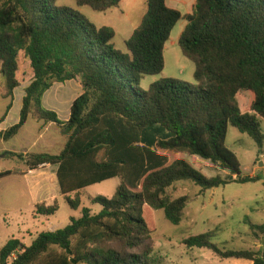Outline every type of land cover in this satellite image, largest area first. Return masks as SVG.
<instances>
[{
  "label": "trees",
  "instance_id": "1",
  "mask_svg": "<svg viewBox=\"0 0 264 264\" xmlns=\"http://www.w3.org/2000/svg\"><path fill=\"white\" fill-rule=\"evenodd\" d=\"M59 0H0V76L12 108L22 85L24 66L32 74L17 124L0 139L15 138L33 116L55 124L66 138L63 150L49 153H1L21 159L29 171L58 165L61 194L72 210L82 207V191L119 179L112 198L98 196L99 213L82 208L79 218L55 232L38 235L31 246L10 240L0 250V264H164L155 256L154 211L180 225L188 198H172L169 189L189 181L203 190L229 182L209 178L188 157L220 164L236 182L260 181L241 176V162L227 146L229 126L264 148V0H197L191 15L171 9L167 0H148L140 26L126 42L114 44L111 27H97L79 10ZM97 12L118 8L122 0H76ZM186 20L179 46L195 64V84L163 78L145 90L147 76L163 73L165 46L177 24ZM77 81L83 93L62 121L43 106L56 83ZM0 171V180L22 174ZM59 205L41 204L36 213L54 216ZM260 250H229L211 234L184 240L188 248L208 249L221 261L264 264V224L250 223Z\"/></svg>",
  "mask_w": 264,
  "mask_h": 264
},
{
  "label": "rangeland",
  "instance_id": "2",
  "mask_svg": "<svg viewBox=\"0 0 264 264\" xmlns=\"http://www.w3.org/2000/svg\"><path fill=\"white\" fill-rule=\"evenodd\" d=\"M147 1L124 0L118 8L106 13L94 11L89 7L80 9L91 22L98 25L97 27H114L116 29L114 43L118 49L127 52L125 42L131 37V26L140 23L141 13L147 11ZM58 5L77 7L76 0H60ZM179 24L174 31V39L177 38L181 29L182 25ZM194 72L195 64L182 54L177 42L175 44L170 42L166 53L165 70L160 75L145 77L142 86L145 90H148L150 85L156 81L179 75L195 84ZM21 80L24 86L32 80V74L28 71L27 66H24ZM60 85L62 86L57 87L58 85H56L52 91V93L58 94L54 98L57 110L47 108L45 103L44 107L56 112L61 119H65V110L62 108L69 104V96L73 94L70 88L73 87L71 84L69 85V82ZM80 89L83 92L82 87ZM4 92L5 81L0 76V115L5 111L8 102L11 101L4 98ZM42 124L45 123L31 116L24 133L14 138L12 142L0 143V149L17 153L27 151L30 153L48 152L58 154L65 143L61 129L53 124L45 133V137L38 140L40 135L38 130ZM261 125L264 133V120H261ZM51 139L61 141V145L54 148L52 146L48 150L46 141ZM226 144L241 162V176L243 178L259 177L260 181L245 184L238 183L236 182L237 177L225 170L220 164L198 156L195 158L188 157L191 164L207 177L220 176L229 183L212 190H203L202 187L192 182L181 181L169 189V196L172 198L187 197L188 203L184 211V219L180 225H174L168 221L163 210L154 211L157 224V231L154 234V253L155 256L164 259V264H231L233 260L221 261L208 249H190L183 244L184 240L190 237L207 233L213 236V243L224 249L257 251L262 248V242L253 235L250 223L254 225L264 224V148L260 152L252 138L241 133L233 126H229ZM23 164V161L18 158L5 155L0 157L1 171L22 167ZM119 184V179H112L85 189L82 193V208H89L92 213H99L102 207L98 204L93 205L92 199L98 196L112 198ZM55 203L59 205V211L50 223L44 222L45 225L30 226L33 236L32 238L28 237L27 247L32 245L39 234L49 232L54 226L65 228L69 225L72 215H78V217L81 215L79 212L75 214V211L70 208L64 198ZM23 211L25 217L30 216L27 209ZM9 212L12 213L10 210ZM2 213H0V249L5 246L8 240H12L13 237H21L24 234V225L19 221L20 217L16 213Z\"/></svg>",
  "mask_w": 264,
  "mask_h": 264
},
{
  "label": "crops",
  "instance_id": "3",
  "mask_svg": "<svg viewBox=\"0 0 264 264\" xmlns=\"http://www.w3.org/2000/svg\"><path fill=\"white\" fill-rule=\"evenodd\" d=\"M123 1L124 0H122V3H123ZM196 3H197V0H167V5L171 9H174V10L181 12L184 16L191 15L193 13V10H194ZM76 4H77V2H76ZM59 6H65V5H59ZM68 7H70V6H68ZM71 8L79 10L81 13L83 12L78 7V5H77V7H71ZM146 12L147 11H145L143 14L141 13L140 19H139L140 23H137L136 25L131 26L130 32H132V33L130 36H132L134 31L140 26ZM103 13H106V12H103ZM179 23L178 24L182 25V26H181V29L179 31L177 38L174 39V36H173L174 31L177 27L176 26L174 28L172 34H171L170 40L167 42V44L165 46V60H166V53L168 51V44L170 42L173 44H175V42H177L179 45L180 37L188 25V22L186 20H182ZM94 24L96 26H98L96 23H94ZM102 26H106V25H102ZM114 30H116V29L114 28ZM128 40H126V42ZM115 46H116V44H115ZM166 78H176V79H180L183 81L191 82L188 79L187 80L184 79L182 77V75L174 76V77H166ZM193 78H194V74H193ZM30 83L26 86L21 85L19 88H17L15 90L14 99L12 101V108L7 113L4 121L0 124V132L6 131L8 127L10 128V126L12 127L19 122L20 113H21V110L23 107V99L26 95L25 89L30 85ZM76 83H78V82L77 81H69V85L71 84L73 87L72 89L70 88V90H72L73 94L71 96H69V104L67 106H65L64 108H62L65 110V113H64L65 119H61L60 116L58 115L62 121H68L69 120L70 113H71V106H72L73 102L83 93L80 89V87H82V86H79L81 84L78 83L79 84L78 85ZM60 84L61 83L54 84L53 87L44 95L43 106L45 103V106H47V108L52 109V110H57V107H55V104H54V98L56 96H58V94L52 93V91L56 85H58L57 87H61L62 85H60ZM4 94H5V92H4ZM10 103H11V101L8 102L5 111L0 115V119L6 113L7 107ZM62 109H60V110H62ZM29 122H30V119L27 122V124L23 127V129L21 130L19 135H17L16 137H18L22 133H24ZM52 126H53V124H42L38 130V133L40 134L38 137V140L45 137V133L48 132V129H50ZM12 140L6 142V141H3L2 139H0V143H9V142H12ZM65 143H66V138H65ZM65 143H64V146H65ZM59 145H61V141H59V140L51 139V140L46 141V148L48 150H49V148H52V146L54 148V147L59 146ZM64 146H63V148H64ZM63 148L59 151V153L63 150ZM2 152L4 153V152H11V151H6V150L0 149V153H2ZM13 153H17V152H13ZM19 153H25L26 154V153H30V152L21 151ZM43 153H48V152H43ZM49 154H51V153H49ZM53 155H57V154H53ZM58 168H59L58 165H47V166L41 167L37 170L29 171L26 164L24 163L22 167H15V168L9 169V170L20 169L23 171L22 174H18V175L14 174V175H11L9 177H6V178L0 180V213L1 214H3L2 212L10 213L9 212V210H10L12 213H16L20 217L19 221L24 225L23 226L24 227V229H23L24 234L21 235V237H13V239L19 240L25 246H27L26 241L28 240V237L32 238V236H33V233H31L32 231L30 229L31 225H37V224L45 225L44 222L50 223L52 221V219H54V217H55V216L45 217V216L38 215L36 213V207L38 205H41V204H46L48 206H51L55 202H59V200L61 198L65 199V197L61 194V190H60V186H59V182H58V178H57ZM83 191H82V193H83ZM23 205H25V206L22 207ZM82 205H83V200H82ZM6 208H8V209H6ZM24 209H27L29 211V214H30L29 217H25L24 211H23ZM74 211H75V214L79 212L82 215V207L80 209L74 210ZM12 213H10V214H12ZM4 214H6V213H4ZM81 215L79 217H81ZM6 216H7V214H6ZM71 217L79 218L78 215L77 216L72 215ZM59 229H62V228H60L58 226H54V227H52V229L49 232H55ZM10 240H8L5 243V245ZM258 250H260V248ZM231 260H233V262H231V264H253L252 261H248V260H237V259H231Z\"/></svg>",
  "mask_w": 264,
  "mask_h": 264
}]
</instances>
